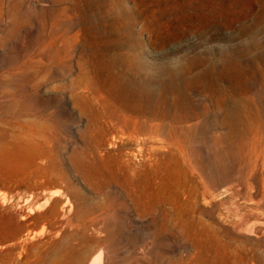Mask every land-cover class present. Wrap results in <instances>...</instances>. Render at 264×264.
I'll use <instances>...</instances> for the list:
<instances>
[{
  "label": "rangeland",
  "instance_id": "1",
  "mask_svg": "<svg viewBox=\"0 0 264 264\" xmlns=\"http://www.w3.org/2000/svg\"><path fill=\"white\" fill-rule=\"evenodd\" d=\"M13 136L0 264H264V0H0Z\"/></svg>",
  "mask_w": 264,
  "mask_h": 264
},
{
  "label": "bare ground",
  "instance_id": "2",
  "mask_svg": "<svg viewBox=\"0 0 264 264\" xmlns=\"http://www.w3.org/2000/svg\"><path fill=\"white\" fill-rule=\"evenodd\" d=\"M16 135L23 136L26 138H30L28 133L24 132H17ZM21 140L13 137L7 138L5 141H0V154H12V149L16 145H20ZM135 155L133 151H124L122 152L117 158L116 161L119 165L127 167V165L130 166L131 157ZM2 223L1 226L5 225L4 221L0 222ZM23 230L22 225H19V227L12 233V235L19 236ZM230 247V246H229ZM227 244L222 243V248H217L214 252V255L209 257L207 261L199 260L198 264H247V260H251L250 256L241 254L240 251L236 248L230 250ZM252 261V260H251ZM186 264H197L192 262H187Z\"/></svg>",
  "mask_w": 264,
  "mask_h": 264
},
{
  "label": "water",
  "instance_id": "3",
  "mask_svg": "<svg viewBox=\"0 0 264 264\" xmlns=\"http://www.w3.org/2000/svg\"><path fill=\"white\" fill-rule=\"evenodd\" d=\"M254 225L256 227H253ZM244 231L247 232V233H250V234H254V235L259 236L264 231V221H261V220H253V221H251V222H249V223H247L245 225Z\"/></svg>",
  "mask_w": 264,
  "mask_h": 264
}]
</instances>
